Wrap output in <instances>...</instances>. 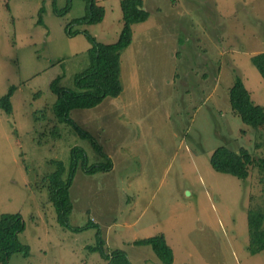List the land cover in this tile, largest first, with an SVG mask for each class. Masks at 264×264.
Segmentation results:
<instances>
[{
  "label": "rangeland",
  "instance_id": "obj_1",
  "mask_svg": "<svg viewBox=\"0 0 264 264\" xmlns=\"http://www.w3.org/2000/svg\"><path fill=\"white\" fill-rule=\"evenodd\" d=\"M142 1L149 16L132 25L120 54L122 91L65 121L51 83L76 90L90 63L88 37L119 35V0H96L100 22L68 27L85 14V0H0V98L12 87L11 111L0 109V215L20 214L18 239L28 247L7 264H110L91 249L97 237L108 255L162 264L150 245L133 242L158 233L172 264H264V251L247 250V209L264 207L257 167L242 180L209 164L221 145L263 151L232 112L228 88L238 74L264 107V81L250 61L264 51V0ZM74 147L88 163L107 154L113 170L87 174L79 163L61 221L44 178L50 160L62 161L67 177Z\"/></svg>",
  "mask_w": 264,
  "mask_h": 264
},
{
  "label": "trees",
  "instance_id": "obj_2",
  "mask_svg": "<svg viewBox=\"0 0 264 264\" xmlns=\"http://www.w3.org/2000/svg\"><path fill=\"white\" fill-rule=\"evenodd\" d=\"M85 14L69 22L72 23L100 22L104 16V8L97 4L96 0H85ZM122 27L114 42H96L88 37L91 47L88 50L89 66L75 76L76 90L60 89L56 87V80L51 83V90L56 94L55 109L60 118L69 121V112L72 109H90L99 105L105 98L117 97L122 91L120 81V54L132 41V25L144 22L149 13L143 8L142 0H119ZM254 68L264 81V51L250 57ZM12 87L8 93L0 98V109L6 113L11 111ZM228 102L232 112L240 120L255 131V149H263L260 156L253 154L244 147L236 150L225 145L217 146L209 157L211 168L219 173L229 174L245 180L249 176V168L257 167L260 184V196L264 197V107L255 104L248 89L244 86L238 74H234L232 84L228 88ZM94 145H96L93 142ZM97 147V146H96ZM99 148V147H97ZM103 162L88 163V159L81 147L71 150L70 170L66 178L63 177L65 166L60 160H50L54 165V171L44 178L47 183V191L50 200L59 213V219L67 220L72 210L70 199V184L78 164L80 169L87 173L106 172L112 167V161L103 154ZM248 228L247 250L249 254L264 251V207L254 205L247 209L246 214ZM90 224H93L92 221ZM24 228V222L19 213H3L0 215V264H7L9 255L13 252H21L28 255V247L18 239V233ZM97 246L92 250H99L110 264H130L126 254L121 250L104 253V242L97 237ZM135 244H148L162 264L173 263V252L167 244L163 233L148 236L133 241Z\"/></svg>",
  "mask_w": 264,
  "mask_h": 264
},
{
  "label": "crops",
  "instance_id": "obj_3",
  "mask_svg": "<svg viewBox=\"0 0 264 264\" xmlns=\"http://www.w3.org/2000/svg\"><path fill=\"white\" fill-rule=\"evenodd\" d=\"M115 148H118V147H120V149L122 148V146H120V144H119V142L116 140L115 141ZM107 155V154H106ZM107 157H109L108 155H107ZM110 158V157H109ZM113 166V165H112ZM111 170H113V167H111L108 171H106V172H109V171H111ZM85 173V172H84Z\"/></svg>",
  "mask_w": 264,
  "mask_h": 264
}]
</instances>
